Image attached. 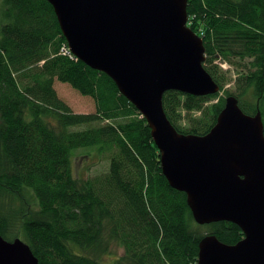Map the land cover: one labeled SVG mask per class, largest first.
Returning a JSON list of instances; mask_svg holds the SVG:
<instances>
[{
	"label": "trees",
	"instance_id": "trees-1",
	"mask_svg": "<svg viewBox=\"0 0 264 264\" xmlns=\"http://www.w3.org/2000/svg\"><path fill=\"white\" fill-rule=\"evenodd\" d=\"M186 11L219 92L166 91L168 121L204 135L233 95L264 125V0H187ZM64 44L47 0L1 1L0 235L26 242L38 264H104L114 244L123 254L111 264H197L205 235L239 241L236 224L194 221L185 193L162 174L145 118L105 73L62 54ZM54 81L90 97L95 111L73 112ZM93 146L106 168L76 175L75 150Z\"/></svg>",
	"mask_w": 264,
	"mask_h": 264
},
{
	"label": "water",
	"instance_id": "water-1",
	"mask_svg": "<svg viewBox=\"0 0 264 264\" xmlns=\"http://www.w3.org/2000/svg\"><path fill=\"white\" fill-rule=\"evenodd\" d=\"M67 46L105 73L145 118L162 174L185 193L197 224L227 221L243 237L213 233L198 245L197 264H264V125L233 95L204 135L176 131L163 109L168 90L194 96L219 92L203 66L202 39L187 26V0H47ZM19 237L0 235V264H38Z\"/></svg>",
	"mask_w": 264,
	"mask_h": 264
},
{
	"label": "rangeland",
	"instance_id": "rangeland-1",
	"mask_svg": "<svg viewBox=\"0 0 264 264\" xmlns=\"http://www.w3.org/2000/svg\"><path fill=\"white\" fill-rule=\"evenodd\" d=\"M1 1L2 0H0V4ZM216 62L220 64L222 69L232 70V67L229 66L225 61L217 60ZM230 74H233L232 71ZM53 85L57 95L70 106L73 112L92 113L95 111V104H93L94 101L90 97L81 95L67 83L54 81ZM229 86H232L231 83L227 84L225 87L229 88ZM140 116L143 117L141 113ZM93 149H95L94 146L81 147L75 150L76 154L73 161V170L76 175L84 177L103 171L106 168V162H104L102 158L99 160L98 157L92 156L88 153L92 152ZM110 249V252L104 255L102 259L104 264H111L114 259L120 257L123 254V249L116 244H114Z\"/></svg>",
	"mask_w": 264,
	"mask_h": 264
},
{
	"label": "built area",
	"instance_id": "built-area-1",
	"mask_svg": "<svg viewBox=\"0 0 264 264\" xmlns=\"http://www.w3.org/2000/svg\"><path fill=\"white\" fill-rule=\"evenodd\" d=\"M61 53L62 54H68L69 56H74L72 53H70V50H69V48H68V46H67V44H64L63 46H62V48H61ZM75 57V56H74Z\"/></svg>",
	"mask_w": 264,
	"mask_h": 264
}]
</instances>
